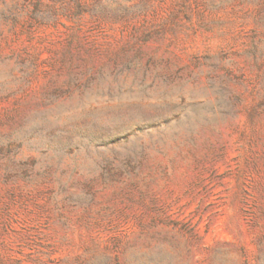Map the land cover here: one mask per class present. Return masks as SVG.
I'll return each instance as SVG.
<instances>
[{"label":"rangeland","instance_id":"1","mask_svg":"<svg viewBox=\"0 0 264 264\" xmlns=\"http://www.w3.org/2000/svg\"><path fill=\"white\" fill-rule=\"evenodd\" d=\"M0 264H264V0H0Z\"/></svg>","mask_w":264,"mask_h":264}]
</instances>
